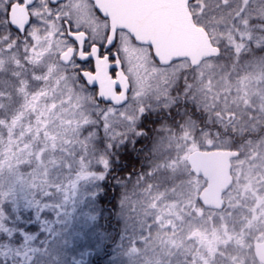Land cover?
I'll use <instances>...</instances> for the list:
<instances>
[{"label": "trees", "instance_id": "obj_1", "mask_svg": "<svg viewBox=\"0 0 264 264\" xmlns=\"http://www.w3.org/2000/svg\"><path fill=\"white\" fill-rule=\"evenodd\" d=\"M239 41L240 39L233 35L220 42L218 45L220 55L213 59L219 74L225 77L227 83L239 84L240 78L246 75V69L249 66L253 63L259 65L264 63L263 47H251L249 50L236 51L231 47V44ZM22 50L25 57L20 56L12 59L11 67H7L3 59L0 58V232L11 235L16 230L15 211L20 209V214L23 215V208L28 202H38L36 196L41 190L47 194L51 188L61 194L59 198L61 203L67 200V211L71 213L72 224L75 223L69 231L72 228L76 231L78 224L75 222V216L81 217L79 210L83 207L82 201H85L92 192L99 191L100 199L94 198L96 199L95 210L90 206L84 211L89 216L96 217H100V214L103 213V219L99 220L101 227L96 229L101 234L103 242L95 246L77 243L73 246V244H69L71 253L68 257L66 256L67 264H72L73 257L80 256L81 253H84V259L82 257L84 264H104L103 259L110 252L109 248L115 245L112 242V237H119L120 235L123 220L118 218V213L123 210L124 206L125 208L128 207L130 211L133 209L132 205L137 211L146 209L150 203L159 201L164 195L172 196V193L174 195L180 187L201 180L190 173L184 161L182 167L185 168V171L184 169L180 172L168 171L165 165L167 162L176 159L177 150L188 154L192 151H190L191 148L205 150L211 147L210 149L236 150L238 156H242V148L247 144L248 139L260 138L264 130V122L257 133H250L246 129L243 133H239L238 129L217 122L212 113L200 107V100L195 96L198 89L194 75L195 70L188 67L173 79L164 98L155 99L156 104H153L150 99L145 101L142 108L137 112L135 125L129 130H124L118 136L116 135L121 143L124 140L128 141L127 151L118 147L117 151L120 155L116 157L120 165L125 167V170L121 172L117 169L112 173L121 187L116 188L117 181L110 176L107 187L95 189L93 185H95L96 179L103 176V173L96 172L94 167L97 163L104 162L105 171H107L106 161L108 159L101 147V141H108L100 127L85 126L72 135H68L64 141L69 140L70 143L63 142V146L68 149V152H62L61 148L49 151L50 156L68 153L70 157L74 158V163L72 166L70 165L68 171L63 169L56 171L53 162L46 160L40 162L37 159L38 150L47 145V138L45 137L47 130L46 127L41 129L40 124L51 119L49 114L47 118L43 115L41 117L44 102L37 101V99L38 94L43 91L40 88L47 89L49 80L44 79L42 72L40 76V71L37 72L38 69L34 71V67H28L29 65L35 66V63L30 60L28 64L26 60L29 55L28 48L22 46ZM13 53L16 54V52ZM53 57L51 68L55 70L61 65L57 62L56 57ZM13 65L23 68L22 71L26 74L20 70L8 71L13 68ZM34 72L35 74L30 76ZM69 73L70 71L61 72V76L65 78ZM232 73L237 74L236 80L230 79ZM74 80L68 98L78 95L81 87L87 90L77 75ZM248 83L247 80L246 84ZM92 100L96 105L101 106L94 96H92ZM5 103L8 106L3 108ZM58 109L61 110V118L66 117L67 114H72L69 109L65 108L64 104ZM247 112L243 111L241 114L246 113V119ZM77 113L75 110L74 115ZM142 113L147 116V119L143 118ZM90 118L92 120L97 119L94 114H91ZM242 120H245V115L240 120V124ZM141 123L143 127L137 129L136 125ZM137 130L143 135L139 137L132 135ZM137 139H140L141 143L136 144ZM40 163L49 166L44 168V165ZM129 176H131L130 180L127 179ZM73 207L77 209L75 213L72 211ZM200 207L204 209L202 206ZM204 210L205 213L209 211ZM205 218L206 222L199 225L201 229L203 226L204 237L211 239L213 235L221 233L218 229L219 219L212 216ZM33 222L29 221L28 223ZM190 225L191 223H188V233L192 228ZM215 228L218 230L212 231ZM188 233L186 229L180 230L177 235L170 237V242L166 237L161 238L155 247V251L158 252L154 254V257L150 253H144L134 264H158L154 263L153 260L161 255L167 258L171 251L175 258H165V263L168 264V262L173 261L171 264H175L177 260L182 261L180 259L182 258V244L171 247L169 251V243H172L177 236L179 239L181 236H188ZM179 243L180 241H178ZM184 244L186 245L185 241ZM64 245H59V247L64 248ZM33 247L40 248L41 246L38 241L28 243V250ZM206 249L204 247L205 252ZM24 253L23 247L18 249L14 243L5 242L4 246L0 247V260L6 259V264H20L22 262L19 256ZM46 254L43 249L36 253L34 256L35 264L41 263V260L45 261ZM185 260L190 262L188 253Z\"/></svg>", "mask_w": 264, "mask_h": 264}, {"label": "rangeland", "instance_id": "obj_2", "mask_svg": "<svg viewBox=\"0 0 264 264\" xmlns=\"http://www.w3.org/2000/svg\"><path fill=\"white\" fill-rule=\"evenodd\" d=\"M235 8L236 5L231 4L221 12L217 28L211 32L213 44H219L235 35L240 39L239 42L231 44L236 51H245L251 47L257 48L264 45L263 34L250 32L249 27L247 29L248 15H237L236 19L230 16ZM260 25L261 23H254L252 26L261 28ZM10 38V34L1 28L0 58L7 67H11V60L15 57H25L22 44ZM249 41H251L250 47L248 46ZM27 48L29 53L26 58L27 63L29 64L30 60L35 63V66L29 65L28 67H34V71L38 69L40 76L42 72L44 79L49 80L47 89L40 88L43 91L38 94L37 99V101L44 102L41 117L47 118L48 114L51 115V119L40 124L41 129L46 127L47 145L38 150L37 159L40 162L43 160L53 162L56 171H61L60 169L68 171L70 165L74 163V158L68 153L58 156L49 154L51 149L60 148L62 152H68V149L63 146V142L70 143L69 140L64 141L68 135H72L85 126L100 127L105 137H116L124 130L131 129L133 125L130 126L129 122L136 120L137 112L142 108L143 103L149 99L164 98L173 79L188 65L185 61H178L163 68L153 62L148 49H121L125 74L130 82V93L128 102L123 107L113 108L96 105L92 100L93 93L82 87L78 95L68 98L70 87L76 78V75L71 72L72 65L67 68L59 66L55 70L51 68L53 56H57L58 52L63 51L62 49L46 50L29 46ZM214 67L215 63L211 60L204 62L194 71L198 85L195 96L200 100V107L212 113L217 122L238 129L239 133H243L245 129L250 133H257L264 122V68L262 64L253 63L249 66L246 69V75L240 78L239 84L227 83L225 77L219 74L217 67ZM18 70L22 71L23 68L13 65V68L8 71ZM65 71H70V73L63 78L61 72ZM33 74L35 72L30 76ZM236 77L237 74L232 73L230 79L236 80ZM247 80L248 84H246ZM62 104L70 110L71 115L67 114L66 117L61 118V110L58 107ZM6 106H8L7 103L3 105V108ZM75 110L78 113L74 115ZM242 110L246 112L248 110V116L246 119V113H244L245 120H242L240 124V120L244 117L241 115ZM105 113H107V134L104 132L105 125L100 122L101 116ZM91 114H94L97 119L92 120ZM210 148L205 150H211ZM193 149L191 148L190 151ZM242 150V156L232 161L233 184L223 196L224 207L222 209L207 210L208 212L205 213V210L200 207L198 194L204 185L202 180H196L188 186L180 187L174 195L172 193V196L164 195L159 201H154L149 206L146 205L147 210L144 208L137 211L132 205L133 209L130 211L126 205L127 208L124 206L123 210L118 213V218L123 220L119 236L122 235L124 239L123 241L118 239L115 245L109 248L110 252L103 259L104 264H134L144 253H150L154 257V254L158 252L155 251V247L160 239L166 237L170 242V237L177 235L180 230L186 229L188 233V223H191L192 227L188 236H181L180 239L177 236L178 238L176 237L172 243H169V251L171 247L182 244V258H180L182 261L177 260L175 264H253L251 245L264 237V130L260 138L248 139ZM186 156L187 153L177 150L176 159L167 162L165 167L171 172H180L183 169L185 171L182 166L183 161L186 164ZM40 164L44 165V168L49 166L45 163ZM206 216L219 219L218 229L221 233L213 235L211 239L204 237L203 226L202 229L199 227L206 222ZM81 217L75 216V222L77 223L78 220L82 222ZM66 219L68 221L66 224L56 227V231L60 233L58 244L50 245L45 255L46 260H41V263L36 264H67L66 256L68 257L71 253L69 244L74 246L77 242L74 239L75 229L72 228L69 231L75 223L72 224L70 217ZM218 229L215 228L212 231ZM48 239L51 240V237ZM178 241H180L179 244ZM62 244H65L64 248L59 247ZM204 247L207 248L206 252ZM188 250L189 252H186ZM187 253L190 256L189 263L185 260ZM24 255L25 253L19 256L22 262L20 264H27ZM83 256L84 253L74 256L72 264H84ZM171 257L175 258L172 251L167 258L161 255L153 262L167 264L165 260ZM34 259L33 264H35Z\"/></svg>", "mask_w": 264, "mask_h": 264}, {"label": "flooded vegetation", "instance_id": "obj_3", "mask_svg": "<svg viewBox=\"0 0 264 264\" xmlns=\"http://www.w3.org/2000/svg\"><path fill=\"white\" fill-rule=\"evenodd\" d=\"M184 1L193 25L205 30L212 44L211 32H214L217 28L216 25L221 17V12L231 4H235L236 8L230 13V16L236 19L237 13L241 9L244 10L243 15H248L249 19L246 27L247 29L249 27L250 32L261 33L259 27L253 28L254 23H261V28H264V0H246V2H243V0L242 2L241 0H180V2L175 0L173 3L170 0H61L59 4L53 3L52 0H35L34 3L33 0H23V3L19 0H0V30L2 28L3 31L8 32L11 36L10 40L19 42L23 47L29 46L46 50L62 49L63 51L58 52L57 56L54 55L58 63L61 54L67 50H72L68 65L61 66L67 68L72 65L71 72L80 78L81 84L86 87L87 91L93 93L95 100L101 106L120 108L128 102L130 93V82L125 74L121 49H148L153 62L157 66L163 67L153 58L151 46L140 43L125 27L131 23L132 26L140 30L156 29L155 16L177 13V8ZM9 7L11 8L10 12L7 11ZM125 15L128 18H125ZM253 17H259L260 19L255 20ZM250 20L251 24H249ZM69 27L73 31L79 29L76 32V39L82 47L87 46L84 44L85 38L88 39L89 43L92 40L97 42L102 40L106 30H109L108 40H112L114 36L118 35L116 47L112 49V54H118L117 59L111 61L107 54L103 58L97 57L96 49H92L91 55L95 57V62L78 63L77 57L89 55V53L76 51L75 56L73 55L75 45L71 43ZM218 45L214 46L219 48ZM260 47L264 48V46ZM101 51L103 52V49ZM213 59L215 58L205 60L201 64ZM98 60H105L103 62H106V65L110 67L109 76L112 80H115L117 73V68L114 69L113 65L119 62L121 70L127 76L129 83L127 102L124 105L114 107L109 103H103L96 97V88H88L83 81L81 73L94 74L95 64L98 63ZM182 61H185L188 64L187 68L189 67L191 70H195L201 65L191 67L187 60ZM262 67L264 68V63ZM116 92L119 93V90H116ZM152 101L153 104H156L155 100ZM263 240L264 237L251 245L253 264H264V262L261 263L256 259L253 250V244ZM263 252L264 248L261 249L260 253ZM168 264L171 263L168 262Z\"/></svg>", "mask_w": 264, "mask_h": 264}, {"label": "water", "instance_id": "obj_4", "mask_svg": "<svg viewBox=\"0 0 264 264\" xmlns=\"http://www.w3.org/2000/svg\"><path fill=\"white\" fill-rule=\"evenodd\" d=\"M170 1L173 3L175 0ZM124 17L128 18L126 15ZM155 20L156 29L140 30L131 23L125 29L140 43L151 46L152 56L159 65L166 67L171 63L187 60L191 67H197L201 62L219 56L220 49L211 43L207 32L193 25L185 1L177 8V13L156 15ZM71 54L72 50H67L60 55L59 62L64 66L68 65ZM103 61L105 60H98L95 64L94 74L82 73L81 77L88 88H96L98 100L120 107L127 102V76L117 62L116 78L112 80L109 76L110 67ZM237 156L236 150L228 149L193 150L187 154L185 161L190 173L204 182L198 194V202L205 209L220 210L224 207L223 196L233 184L232 161ZM263 248L264 240L253 244L255 257L261 263L264 262V252L260 253Z\"/></svg>", "mask_w": 264, "mask_h": 264}, {"label": "snow or ice", "instance_id": "obj_5", "mask_svg": "<svg viewBox=\"0 0 264 264\" xmlns=\"http://www.w3.org/2000/svg\"><path fill=\"white\" fill-rule=\"evenodd\" d=\"M19 2L23 3V0H19ZM35 0H33V3ZM53 3L59 4L61 0H52ZM8 12L11 11L9 7L7 9ZM243 9H241L237 15H243ZM255 20H259V17H253ZM251 24V20L249 21ZM79 29L73 31L71 27H69V34L71 38V43L75 45V50L73 55L75 56L76 51L89 53V55L79 56L77 57L78 63H88L95 62V57L91 55L92 49H96V56L103 58L104 55H109V59L111 61H115L117 59L118 54H112V49L116 47V41L119 38L118 35L114 36L112 40H108L107 35L108 31L106 30V34L102 40L97 42L96 40H92L91 43L88 42V39L85 38L84 44L86 47H82L80 42L76 39V32ZM119 31V30H118ZM259 31L261 34H264V28H260ZM248 46H251V41H249ZM264 46V45H262ZM103 49V52L101 51ZM115 69V65H113ZM81 76L83 74L81 73ZM119 87V85H117ZM126 103V101H125ZM144 119H147L145 114H141ZM107 113L101 116V123L105 125L104 132L107 134L108 127L106 122ZM130 126L135 125V121L129 122ZM143 124L136 125V128H142ZM132 135L142 136L143 133L140 131H134ZM108 142L101 141V147L104 150V154L108 157L106 161L107 171H105V163H97L94 167L96 172H102L103 176L99 179H96L95 185L93 187L95 189H100L101 187H107V181L112 173L117 171L123 172L125 167L120 165L119 160L116 159L120 153L117 151L118 147L124 148L127 151L128 141L124 140L122 143L115 136H106ZM136 144L141 143L140 139L135 141ZM113 180H116L115 187H121L119 181L115 176H112ZM128 180L131 179V176L127 177ZM60 193L57 192L54 188L49 189L48 193L45 194L43 190L36 196V200L38 202H28L27 205L23 208V215L20 214L21 210L17 209L14 213L15 215V228L16 230L9 235L6 232H0V247L4 246L5 242L9 244L14 243L17 248L23 247L25 249L24 260L27 264H33V259L36 253L41 252L43 249L44 253H47L48 247L50 245H57L58 238L60 233L56 231V227L61 224H66L68 221L66 218L71 216V213L67 211V200H64L63 203L60 202ZM100 199L99 191H94L90 196L86 198L85 201H82L83 207L80 208V213L82 216L81 220L77 221L78 228L75 231L74 239L78 244H83L87 246H95L102 243L101 234L96 231L97 228L101 227L99 224V220L103 219V213L100 214V217L89 216L87 212L84 211L85 208L92 207L95 210L96 199ZM73 213L77 211L75 207L72 209ZM29 221H34L33 223H28ZM91 221V223H90ZM51 237V240L48 238ZM117 239L123 241L124 237L121 235L119 237H112V242L116 243ZM41 246L40 248L33 247L30 250L27 249V245L30 242H37ZM0 264H6L5 260H0Z\"/></svg>", "mask_w": 264, "mask_h": 264}]
</instances>
